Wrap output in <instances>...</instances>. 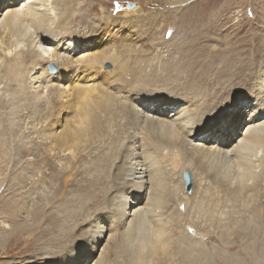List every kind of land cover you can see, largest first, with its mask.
<instances>
[{
	"label": "rangeland",
	"instance_id": "374dc122",
	"mask_svg": "<svg viewBox=\"0 0 264 264\" xmlns=\"http://www.w3.org/2000/svg\"><path fill=\"white\" fill-rule=\"evenodd\" d=\"M55 1L58 7L64 0ZM68 1L74 16L68 19L66 29L58 30L46 42L50 46L44 47L66 48L77 42L80 48L75 57L119 53L127 61V71L137 61L141 77L152 72L156 75L148 86L151 93L144 95L143 104L142 99L138 101L141 109L156 112L162 106L175 110L174 98L168 99L175 95L182 100L177 105H186L185 109L193 107L199 112L202 106L223 107L231 95L238 97L249 92L250 81L264 77V0ZM8 2L1 1L0 9ZM114 69V63L107 60L85 81H80L81 85H99L105 94L110 93L111 83L119 77ZM48 71L55 74L59 66L50 63ZM67 81L62 80V84L67 85ZM71 81L70 86L74 82ZM19 87L16 83L5 89L1 83L0 97L11 99ZM156 93H162L172 103L157 104L155 95L160 94ZM51 96L50 91L44 93L46 102L39 110L25 107L26 100L10 102L0 109L6 124L17 128L15 133L8 130L0 136V147L6 144L11 152L7 159H1L0 264H63L55 258L81 252L94 226L100 223L110 228L108 222L116 220L112 209L113 178L108 166H99L106 161L98 156L106 146L124 147V132L115 131L116 126L121 128L119 122H115L109 136L103 133L95 141L89 139L77 145L84 155L73 163L68 150L51 149L52 138L44 141L39 137V119L51 107L47 99ZM15 106L19 113L12 112ZM67 112L59 114V123L52 131L55 136L73 116ZM202 119L198 116L197 126H202ZM135 139L141 143L140 138ZM16 147H24L25 152ZM48 155L56 169L42 158ZM162 159L172 167L173 163L178 165L172 171L164 164L158 165L162 211L171 208V200L178 197L182 185L187 190L185 172L179 181L182 165L202 182L205 196L199 202H194V198L184 202L180 211L169 210L170 222L163 229L152 224L146 231L148 244L140 247L136 243L131 248L138 256L135 264H264V181L259 179L237 190L235 183L220 180L207 162L202 163L188 150L182 157L174 153L171 158ZM174 184L177 197L170 190ZM188 192L192 196V188ZM105 243L97 245L99 250ZM86 261L81 262L89 264Z\"/></svg>",
	"mask_w": 264,
	"mask_h": 264
},
{
	"label": "bare ground",
	"instance_id": "6f19581e",
	"mask_svg": "<svg viewBox=\"0 0 264 264\" xmlns=\"http://www.w3.org/2000/svg\"><path fill=\"white\" fill-rule=\"evenodd\" d=\"M1 1L4 0H0V3ZM68 3V0H64L57 7L55 0H26L21 3L9 0L7 6L0 9V16H3L0 19V47L4 49V54L0 53V84L4 83L5 89L14 87L16 83L20 86L11 99L0 97V109L10 105V102L15 104L26 100L25 107L29 105L39 110L40 106H44L43 102H46L44 93L50 91L52 96L47 99H50L51 107L45 114L39 115V137L45 139L44 141L52 138L54 147L51 149L68 150L73 163L80 159L79 156L84 155L77 149V145L89 139V142L91 139L95 141L103 133H108L109 136L116 126L115 122H119L121 128L116 126L115 131L124 132L121 136L124 147L106 146L98 156L103 162L106 161L99 166H108L107 171H110V177L113 178L115 199L112 209L116 220L113 223L108 222L110 228L100 223L94 226L81 252L55 259L63 264H82L83 259L89 264H135L138 256L131 248L136 243L140 247L148 244L149 232L146 231L150 230L152 224L163 229L170 222L169 210L176 208L180 211L184 202L187 203L193 198L194 202H199L205 196L203 184L198 182L194 174L192 196H188L185 183L187 190L182 185L177 197L174 184L170 190L177 198L171 200L170 209L162 211L159 202L162 181L158 165L164 164L168 171L178 167L174 163L173 167L172 164H165L163 157L171 158L174 153L182 157L184 151L188 150L202 163L207 162L220 180L225 182L230 179V185L235 183L237 190L255 184L256 180L264 181V77L250 81L249 92L237 95L238 97L231 95L223 107L220 104H215L212 108L202 106L199 112L193 107L185 109L186 105L180 108L177 104L182 100L175 95L168 98H174L175 110H165L162 106L155 109L156 112L141 109L138 101L142 99L143 104L144 95L151 93L148 86L156 75L152 72L141 77L137 61L127 71V61L119 53L100 52L75 57L77 49L80 48L77 42L66 48L44 47L50 46L46 42H50V38L58 30L66 29L68 19L74 16ZM62 34L64 33L61 36ZM25 42L21 49L16 50ZM84 49L87 46L82 51ZM107 60L114 63V70L119 74L116 81L111 83L113 88L111 87L110 93L105 94L99 85H81L80 81H85L86 77L101 68ZM50 63L59 66L57 73L48 71ZM64 79H68L67 85L62 84ZM71 80L74 81L72 86L69 84ZM156 94H160L155 95L157 104L172 103L164 99L162 93ZM67 111L72 112L73 116L67 120L61 133L55 136L52 131L59 123V114ZM12 112L19 113L20 109L15 106ZM198 116L203 117L200 122L203 123L202 126H197ZM3 117L4 112H0V136L8 130L15 133L17 128L6 124ZM211 118L213 121L210 122ZM215 129L217 130L214 133ZM135 138H140L141 143ZM21 152L25 151L22 149ZM10 153L6 144L0 147V174L1 159ZM42 158L44 161L49 160L47 165L49 163L56 169L55 163L53 165L50 162V155ZM185 167L181 166L182 175L179 181L182 180L183 173H187L188 169ZM94 236L97 239H93ZM104 241L105 245L99 250L97 245Z\"/></svg>",
	"mask_w": 264,
	"mask_h": 264
},
{
	"label": "water",
	"instance_id": "95a60500",
	"mask_svg": "<svg viewBox=\"0 0 264 264\" xmlns=\"http://www.w3.org/2000/svg\"><path fill=\"white\" fill-rule=\"evenodd\" d=\"M184 180L186 183V188L188 189V191H190L192 188V182H193L192 174L190 172L185 173Z\"/></svg>",
	"mask_w": 264,
	"mask_h": 264
},
{
	"label": "snow or ice",
	"instance_id": "6c2138e0",
	"mask_svg": "<svg viewBox=\"0 0 264 264\" xmlns=\"http://www.w3.org/2000/svg\"><path fill=\"white\" fill-rule=\"evenodd\" d=\"M117 7H118V5H117ZM251 14V13H250ZM9 55H11V53H9ZM85 227H87V225H85ZM83 230V229H82Z\"/></svg>",
	"mask_w": 264,
	"mask_h": 264
}]
</instances>
